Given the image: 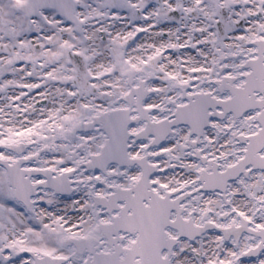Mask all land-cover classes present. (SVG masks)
Masks as SVG:
<instances>
[{
    "label": "snow or ice",
    "instance_id": "obj_1",
    "mask_svg": "<svg viewBox=\"0 0 264 264\" xmlns=\"http://www.w3.org/2000/svg\"><path fill=\"white\" fill-rule=\"evenodd\" d=\"M0 264H264V0H0Z\"/></svg>",
    "mask_w": 264,
    "mask_h": 264
}]
</instances>
